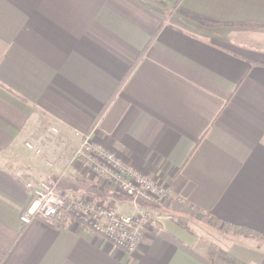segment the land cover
Here are the masks:
<instances>
[{"label": "crops", "instance_id": "1", "mask_svg": "<svg viewBox=\"0 0 264 264\" xmlns=\"http://www.w3.org/2000/svg\"><path fill=\"white\" fill-rule=\"evenodd\" d=\"M91 132L168 197L91 172ZM27 182L145 211L149 228L126 253L76 220L22 224ZM209 250L264 264V0H0V264H212Z\"/></svg>", "mask_w": 264, "mask_h": 264}, {"label": "built area", "instance_id": "2", "mask_svg": "<svg viewBox=\"0 0 264 264\" xmlns=\"http://www.w3.org/2000/svg\"><path fill=\"white\" fill-rule=\"evenodd\" d=\"M36 145V144H35ZM34 143H25L26 149L39 153ZM77 152V156L85 159L91 171L115 184L118 190L131 197L138 195L163 202L167 197V187L155 180H148L132 166L122 163L107 146L96 140L93 132L84 137ZM26 187L32 189L33 196L24 208L20 222L29 224L33 220H49L65 209L74 218L84 223L92 232L102 235L112 246L118 247L126 253L138 250L140 240L145 234L148 225L147 216L139 213L138 216L118 215L114 211L95 208L89 202L79 199L70 200L57 193L51 183L27 182Z\"/></svg>", "mask_w": 264, "mask_h": 264}, {"label": "trees", "instance_id": "3", "mask_svg": "<svg viewBox=\"0 0 264 264\" xmlns=\"http://www.w3.org/2000/svg\"><path fill=\"white\" fill-rule=\"evenodd\" d=\"M75 220H77V219L74 218L65 209H62L61 212L57 216L47 220V223L49 225H52L57 230H62V228H65L68 225V223L73 222ZM81 224L84 227H86L84 223H81ZM229 229H231L234 233H237L239 235L243 234L244 236H248V237H253L256 234V232H252L250 230L242 229V228L241 229H234V228H230V227H228V228L225 227L223 230L228 231ZM207 256H208V258L212 264H235V262H233L230 258L228 259L227 257H224L223 255H220L217 252L215 253L212 250H209Z\"/></svg>", "mask_w": 264, "mask_h": 264}, {"label": "rangeland", "instance_id": "4", "mask_svg": "<svg viewBox=\"0 0 264 264\" xmlns=\"http://www.w3.org/2000/svg\"><path fill=\"white\" fill-rule=\"evenodd\" d=\"M205 30H208V31H210L212 34L214 33V34H217V35H223V36H225V34L227 35V33L228 32H230L231 34H234V35H236L238 32H239V30L237 29V28H234V27H232V28H219V29H216V28H210V27H208L207 29H205ZM226 37V36H225ZM35 145V144H34ZM35 148L36 149H39L38 148V146L37 145H35ZM81 148V147H80ZM79 148V149H80ZM109 150H111L112 152H114L115 153V155L119 158L120 156L114 151V150H112L111 148H108ZM41 151H40V149H39V153H40ZM39 153H36V154H39ZM121 162L123 163H127L128 165H130L125 159H122L121 160ZM8 165V164H7ZM87 165V164H86ZM130 166H132V165H130ZM87 167H88V169L91 171V169H90V167H89V165H87ZM131 168H133V170H137L140 174H142L143 176H145L149 181L150 180H153L150 176H148L147 174H146V172L144 171V170H142V169H140V168H135V167H131ZM92 172V171H91ZM96 175V174H95ZM98 176V175H97ZM103 178V177H102ZM105 179V178H104ZM105 180H107V179H105ZM108 181V180H107ZM109 182V181H108ZM55 187H56V190H57V186H56V184L55 183H52ZM109 184H111L110 182H109ZM113 184V183H112ZM111 184V185H112ZM162 185L164 184V183H161ZM114 186H115V184H113ZM165 185V184H164ZM166 186V185H165ZM116 187V186H115ZM167 187V186H166ZM117 188V187H116ZM166 190H168V189H166ZM120 191V190H119ZM120 193L122 194V195H124V196H128V195H126V194H124L122 191H120ZM167 194H168V192H167ZM169 195V194H168ZM139 196V195H138ZM129 197H131V196H129ZM139 197H143V196H139ZM68 198V197H67ZM143 198H145V197H143ZM68 199H70V200H74V199H79V198H68ZM145 199H147V198H145ZM79 200H82V201H84V202H89V204H91L92 206H94L93 204H92V202H90L89 200H83V199H79ZM151 200V199H150ZM154 202H156V201H154ZM156 203H159V202H156ZM96 208V207H95ZM100 208H103V209H107V208H105V207H100ZM107 210H111V209H107ZM112 211V210H111ZM115 212V211H114ZM116 213V212H115ZM138 213H144V214H146V216H147V220H148V225H147V227H146V231L148 230V228H149V225H150V220H149V217H148V214L145 212V211H139ZM116 214H118V213H116ZM119 215V214H118ZM132 217H137V215L136 216H132ZM77 219V218H76ZM76 221H79L78 219L76 220ZM80 223H82L81 221H79ZM86 226V225H85ZM87 230L89 229V228H87V227H85ZM90 230V229H89ZM91 231V230H90ZM145 231V232H146ZM96 234V233H95ZM98 235V234H97ZM101 236V235H100Z\"/></svg>", "mask_w": 264, "mask_h": 264}]
</instances>
